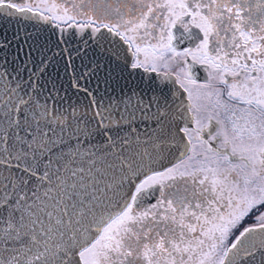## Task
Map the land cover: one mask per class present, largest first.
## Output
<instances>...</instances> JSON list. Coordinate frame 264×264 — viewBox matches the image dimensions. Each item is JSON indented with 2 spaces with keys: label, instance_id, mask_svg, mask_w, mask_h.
Segmentation results:
<instances>
[{
  "label": "snow or ice",
  "instance_id": "snow-or-ice-1",
  "mask_svg": "<svg viewBox=\"0 0 264 264\" xmlns=\"http://www.w3.org/2000/svg\"><path fill=\"white\" fill-rule=\"evenodd\" d=\"M0 264H264V0H0Z\"/></svg>",
  "mask_w": 264,
  "mask_h": 264
},
{
  "label": "water",
  "instance_id": "water-1",
  "mask_svg": "<svg viewBox=\"0 0 264 264\" xmlns=\"http://www.w3.org/2000/svg\"><path fill=\"white\" fill-rule=\"evenodd\" d=\"M23 27H24L23 22H21V24H17L15 21H12V23L9 25V33H11V31H13L15 29H22ZM28 28H29V30H31V27L30 26H28ZM21 34L23 35V32H21ZM53 40H55V37H53ZM76 47H80V45L77 42H75V41L72 42L71 45H70V48L73 50V55H75L74 49ZM55 51H59V49H54L53 50V53H50V54H54ZM57 59H60V58L57 57ZM75 62H76V64H77L78 67H82L81 61L79 59H76ZM87 63H88V61L85 60L84 61V64H87ZM61 76H62V78L65 81L68 79V74L63 73V71L61 72ZM92 86H94V83H93V85H89V87H92ZM80 98L81 99H84L83 96H81Z\"/></svg>",
  "mask_w": 264,
  "mask_h": 264
}]
</instances>
